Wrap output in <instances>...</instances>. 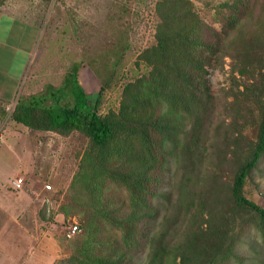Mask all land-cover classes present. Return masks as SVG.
Instances as JSON below:
<instances>
[{
    "label": "trees",
    "instance_id": "16d2710c",
    "mask_svg": "<svg viewBox=\"0 0 264 264\" xmlns=\"http://www.w3.org/2000/svg\"><path fill=\"white\" fill-rule=\"evenodd\" d=\"M258 4L220 0L210 7L217 26L194 0H156L154 41L137 55L142 73L123 83L117 108L101 109L107 85L116 80L111 57L105 72L94 68L102 86L93 103L78 66L59 85L18 97L11 120L87 140L71 183L88 200L70 264H143L132 252L146 236L148 217L160 214L163 203L144 264H221L235 255L247 227L264 235V206L245 194L248 177L264 158V0ZM228 55L249 78L244 91L259 97L250 127L232 121L213 128L209 68ZM7 116L0 106V120ZM227 167L229 178L223 174ZM166 171L170 188L159 194L155 189ZM111 187L123 188L128 202L112 199Z\"/></svg>",
    "mask_w": 264,
    "mask_h": 264
},
{
    "label": "rangeland",
    "instance_id": "374dc122",
    "mask_svg": "<svg viewBox=\"0 0 264 264\" xmlns=\"http://www.w3.org/2000/svg\"><path fill=\"white\" fill-rule=\"evenodd\" d=\"M47 1L50 8L46 12L38 8V11L41 10L42 14L51 18L40 32L41 37H51L49 42L52 46L47 47L45 60L33 62L26 71H22L24 57H20L12 62L8 77L0 70V106L8 111L6 119L0 120V182L6 183L20 167L26 169V175L19 176L25 178V184L29 182L38 190L35 195L36 221L31 226L37 232L49 234L53 243H56V249L51 251L47 261L50 264H70L68 258L76 252V242L83 233L82 223L87 210L84 204L88 200L83 188L78 184L72 188L71 183L78 171L87 140L77 133L62 136L52 131L37 132L11 120L9 116L21 94L41 90L52 82L61 83L64 75L75 66L79 68V80L89 101L95 102L102 82L94 68L101 73L105 72L102 68L110 57L111 63L114 62L117 67L116 80L107 85L101 109L117 108L123 83L142 73L135 63L137 55L154 41L156 0ZM219 1L194 0L201 15L217 26L210 7ZM42 50V46L37 47L38 56ZM234 61L231 55L224 56L209 68V86L216 100L213 128L218 124L226 127L232 121L250 127L258 118L259 97L253 92L244 91V83L249 82V78L239 73L234 67ZM253 132L252 128L246 130L248 135ZM224 169V176L229 178L228 167ZM19 176L12 177L8 183L12 185V179ZM168 176L166 171L158 183L155 190L159 194L169 190ZM46 183L51 184V190L42 189ZM245 194L264 206V158L248 177ZM109 195L118 203L121 200L128 202V195L121 187H111ZM154 200L158 206L160 197ZM62 208L68 210L67 217L59 213ZM162 208L160 214L156 212L148 217V223L142 227L146 236L132 252L135 261L146 263L148 239L159 228L164 203ZM74 223H78L81 230L74 237L68 238L66 232ZM221 264H264L262 231L247 227L236 244L235 255Z\"/></svg>",
    "mask_w": 264,
    "mask_h": 264
},
{
    "label": "crops",
    "instance_id": "0c3cea01",
    "mask_svg": "<svg viewBox=\"0 0 264 264\" xmlns=\"http://www.w3.org/2000/svg\"><path fill=\"white\" fill-rule=\"evenodd\" d=\"M49 5L47 0H0V70L7 77L10 76L12 62L20 57H24L22 71H26L33 62L45 60L46 49L52 46L49 42L51 37H41L40 32L51 18L38 8L46 12ZM39 40L41 44L38 45ZM41 46L43 50L38 56L37 47ZM25 170L20 167L6 183L0 182V264H50L47 260L51 251L56 249V243L49 234L37 232L31 226L36 221L37 188L29 182L21 189L8 183L12 177L25 176ZM42 189L48 191L44 185Z\"/></svg>",
    "mask_w": 264,
    "mask_h": 264
},
{
    "label": "built area",
    "instance_id": "2783aa9c",
    "mask_svg": "<svg viewBox=\"0 0 264 264\" xmlns=\"http://www.w3.org/2000/svg\"><path fill=\"white\" fill-rule=\"evenodd\" d=\"M11 183H12L13 187H15L17 189H21V188H23V186L25 184V178L23 176L16 177V178L12 179ZM44 188L49 191L52 189V186H51V184L46 183L44 185ZM80 230H81V228L78 225V223H74V224L70 225V227L68 228V230L66 232V237L72 238L75 235H77V233H79Z\"/></svg>",
    "mask_w": 264,
    "mask_h": 264
}]
</instances>
